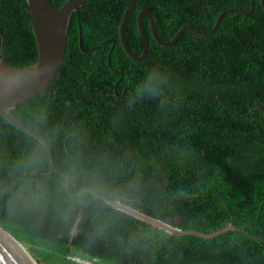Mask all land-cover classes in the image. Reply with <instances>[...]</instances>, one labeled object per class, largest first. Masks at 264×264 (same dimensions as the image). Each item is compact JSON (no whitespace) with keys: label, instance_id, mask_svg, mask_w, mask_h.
Instances as JSON below:
<instances>
[{"label":"trees","instance_id":"16d2710c","mask_svg":"<svg viewBox=\"0 0 264 264\" xmlns=\"http://www.w3.org/2000/svg\"><path fill=\"white\" fill-rule=\"evenodd\" d=\"M64 1L51 0L55 7ZM127 3L85 0L70 16L58 72L42 93L11 112L44 136L64 173L70 156L85 163L104 154L123 161L116 183H136L131 200L119 199L123 205L162 221L171 218L181 231L211 233L232 222L264 237V0H135L124 34L136 55L142 51L140 10L154 14L163 41L186 25L209 30L226 10L212 33L184 30L168 46L156 42L144 16L149 45L142 61L120 44ZM0 35L8 65L35 62L26 0H0ZM153 70L160 74L156 94L138 95ZM33 145L43 150L51 176L62 178L51 171L44 147L0 115V158ZM114 208L126 218L120 235L146 253L138 264H264V242L243 232L209 239L171 235ZM0 227L37 264H84L71 259L80 255L100 264L123 258L116 238L93 239L86 225L71 233Z\"/></svg>","mask_w":264,"mask_h":264},{"label":"clouds","instance_id":"9594fccd","mask_svg":"<svg viewBox=\"0 0 264 264\" xmlns=\"http://www.w3.org/2000/svg\"><path fill=\"white\" fill-rule=\"evenodd\" d=\"M159 79V72L151 71L137 94L155 95ZM123 163L107 154L91 163L70 156L65 175L53 178L39 145L14 158H0V224L67 233L86 225L93 239L118 240L120 264H138L146 253L135 242H125L120 229L126 218L111 206L116 199L131 200L136 192L134 178L116 183Z\"/></svg>","mask_w":264,"mask_h":264},{"label":"water","instance_id":"95a60500","mask_svg":"<svg viewBox=\"0 0 264 264\" xmlns=\"http://www.w3.org/2000/svg\"><path fill=\"white\" fill-rule=\"evenodd\" d=\"M84 1L85 0H65L60 6L55 7L51 0H26L31 27L37 46V58L34 63L28 66L14 67L6 63L3 48L4 38L0 35V115L15 127L34 137L46 150L51 171L58 173L62 177L65 173L59 170L55 165L48 141L35 128L18 119L11 112V109L14 108L16 104L24 102L38 93H42L56 75L64 59L67 27L70 16L73 12L79 11ZM134 5L135 0H128L127 6L122 13L119 23V40L125 53L135 61H142L148 52V36L142 22L144 16L149 20L150 31L156 42L168 46L174 44L184 30H190L199 34L212 33L218 27L221 17L226 12V10H224L219 13L213 27L209 30L202 31L186 25L181 27L171 40L163 41L156 32V19L154 14L149 10H140L137 13L136 19L138 31L142 39V51L140 54L136 55L130 50L124 34L126 20L132 13ZM251 7L253 6L251 5ZM231 10L238 11L245 15L249 14L237 8H232ZM79 46L81 47L80 41ZM112 206L145 220L169 232L171 235L190 234L209 239L227 230H237L255 240L264 242V237L238 228L234 226L232 222H229L226 226L211 233H204L196 230L181 231L177 225L173 226L170 224L171 218H168L167 221L152 218L138 210L123 205L119 199H116ZM177 221L179 222L181 219L179 218ZM0 230L7 234L0 231V264H37L33 257L21 247V244L13 236L2 227H0Z\"/></svg>","mask_w":264,"mask_h":264},{"label":"built area","instance_id":"2783aa9c","mask_svg":"<svg viewBox=\"0 0 264 264\" xmlns=\"http://www.w3.org/2000/svg\"><path fill=\"white\" fill-rule=\"evenodd\" d=\"M71 259H74L77 262L84 263V264H98L95 259H92V260L86 259L87 260L86 262H81V261H84V259L77 257V256H73L71 257Z\"/></svg>","mask_w":264,"mask_h":264},{"label":"rangeland","instance_id":"374dc122","mask_svg":"<svg viewBox=\"0 0 264 264\" xmlns=\"http://www.w3.org/2000/svg\"><path fill=\"white\" fill-rule=\"evenodd\" d=\"M22 246V245H21ZM23 247V246H22ZM23 249H25L24 247H23ZM26 250V249H25ZM27 251V250H26ZM28 252V251H27ZM29 253V252H28ZM30 254V253H29ZM31 255V254H30ZM82 258H87L86 256H84V255H80ZM87 260L86 259H84V261H81V262H86ZM98 264H100V263H98Z\"/></svg>","mask_w":264,"mask_h":264},{"label":"bare ground","instance_id":"6f19581e","mask_svg":"<svg viewBox=\"0 0 264 264\" xmlns=\"http://www.w3.org/2000/svg\"><path fill=\"white\" fill-rule=\"evenodd\" d=\"M1 231V230H0ZM1 232H3V231H1ZM4 233V232H3ZM4 234H6V233H4ZM7 235V234H6ZM9 236V235H8ZM10 237V236H9ZM11 238V237H10ZM22 247V246H21Z\"/></svg>","mask_w":264,"mask_h":264}]
</instances>
